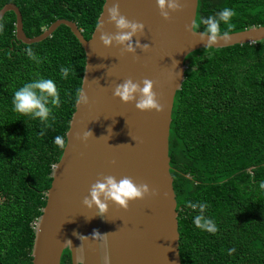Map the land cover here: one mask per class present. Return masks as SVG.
Masks as SVG:
<instances>
[{"label": "trees", "instance_id": "trees-1", "mask_svg": "<svg viewBox=\"0 0 264 264\" xmlns=\"http://www.w3.org/2000/svg\"><path fill=\"white\" fill-rule=\"evenodd\" d=\"M5 3L18 8L27 37L66 19L87 39L103 0H0V7ZM225 7L237 13L230 33L264 25V0H197L194 20ZM0 24V264H31L35 222L62 152L53 141L65 138L84 53L64 25L24 44L14 37L12 11ZM28 48L40 63L29 58ZM184 63L167 138L180 264H264V39L200 48ZM61 66H71L75 74L62 79ZM40 77L53 79L60 90L62 103L53 111L50 128L12 105L14 92ZM187 201L207 203L203 214L215 220L216 234L193 224L199 211L186 207ZM59 264H70L67 249Z\"/></svg>", "mask_w": 264, "mask_h": 264}, {"label": "water", "instance_id": "water-1", "mask_svg": "<svg viewBox=\"0 0 264 264\" xmlns=\"http://www.w3.org/2000/svg\"><path fill=\"white\" fill-rule=\"evenodd\" d=\"M112 2L103 0L96 24L107 20L106 9ZM182 2L183 10L165 21L156 0H119L121 14L145 25L139 39L150 48L147 52L137 48L138 60L133 54L121 55L118 46L104 47L96 24L87 39L73 21L66 19H55L39 34L27 37L18 8L12 3L0 7V19L7 11L14 14L16 40L24 44L38 42L64 25L84 53L80 88L88 95L89 104H74L65 132L68 143L51 169L45 203L35 222L31 264H59L64 249L69 252L70 264H180L178 207L168 171V129L173 96L184 79V58L206 43V38L205 42L199 41V33L185 30L194 21L197 0ZM104 30L116 31L107 23ZM263 39L264 25L250 26L230 33L228 42L220 40L212 48ZM129 77L134 82L144 78L155 81L153 90L164 110L141 112L135 102L125 104L114 97V86ZM85 130H91L93 137L82 143L75 134ZM112 160L116 163H110ZM101 174L118 180L129 176L137 184L147 183L157 189L159 195L131 201L127 211L109 202L101 218L95 215V207L82 205L90 185ZM94 231L108 235L93 237ZM74 233L86 237L78 238Z\"/></svg>", "mask_w": 264, "mask_h": 264}, {"label": "clouds", "instance_id": "clouds-1", "mask_svg": "<svg viewBox=\"0 0 264 264\" xmlns=\"http://www.w3.org/2000/svg\"><path fill=\"white\" fill-rule=\"evenodd\" d=\"M156 5L161 18L165 21L172 19V13L183 10L182 0H156ZM107 20H99L96 24V30L99 31V40L104 47H120L121 55L124 53L133 54L134 59H139L136 56V49L139 48L143 52H147L150 48L148 44H141L140 37L144 34L145 25L142 22L129 20L121 14L119 0H113L110 6L107 7ZM237 13L235 10L225 7L216 15H209L194 20L191 25H186L185 30L193 34L199 33V41L205 42V48H211L218 41L230 40V32L234 28L232 18ZM114 25L115 33H108L105 29V24ZM201 25L203 30L201 31ZM222 25L226 29L222 30ZM3 24H0V32H3ZM133 37H136L133 43ZM27 54L30 59L37 63L41 62L31 48H28ZM61 78L66 79L69 74H75V70L71 66H61ZM155 81L144 78L140 81H133L131 77L125 79L122 83L116 84L113 88V96L119 98L122 103H134L137 110L152 111L160 113L164 110V105L159 102L157 93L153 90ZM60 90L55 81L50 78L40 77L36 80L25 83L14 92L12 98L13 110L18 114L28 116L32 119H39L45 128H50L51 123L55 120L53 115L54 109L61 106ZM75 103L78 106H87L89 97L83 88H78L75 94ZM111 127L108 128V133ZM42 136L45 134L42 130ZM93 137L91 130H85L82 134L76 133L75 138L85 143L89 138ZM133 138V137H132ZM134 139V138H133ZM54 144L60 149H64L68 141L63 136H56ZM110 163L115 164L112 160ZM264 188V184H261ZM159 192L155 188H150L147 183H135L129 176L121 177L119 180L113 175L98 176L97 180L90 185L89 193L82 199V205L87 209L95 207L97 216L103 218L109 207V202L118 206L125 211L128 210L129 203L135 200H142L147 196H157ZM165 196L167 193L164 194ZM186 207L198 210L199 214L193 217V224L200 230L207 231L211 234H216L219 228L214 219L206 217L203 213L207 209V203L186 202ZM78 238L86 237L74 233ZM108 234H101L94 231L93 237H104ZM230 251H234L230 250Z\"/></svg>", "mask_w": 264, "mask_h": 264}]
</instances>
